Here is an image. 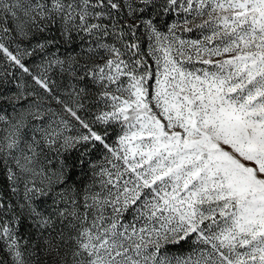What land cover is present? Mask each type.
<instances>
[{"label": "snow or ice", "instance_id": "obj_1", "mask_svg": "<svg viewBox=\"0 0 264 264\" xmlns=\"http://www.w3.org/2000/svg\"><path fill=\"white\" fill-rule=\"evenodd\" d=\"M0 264H264V0H0Z\"/></svg>", "mask_w": 264, "mask_h": 264}]
</instances>
